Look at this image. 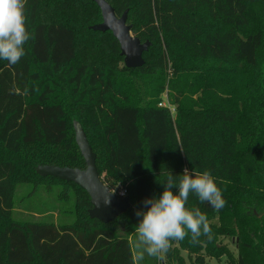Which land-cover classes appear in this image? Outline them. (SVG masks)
Masks as SVG:
<instances>
[{"label":"trees","instance_id":"trees-1","mask_svg":"<svg viewBox=\"0 0 264 264\" xmlns=\"http://www.w3.org/2000/svg\"><path fill=\"white\" fill-rule=\"evenodd\" d=\"M105 1L150 43L141 68L124 66L111 32L90 29L102 23L92 0H27L25 56L0 60V264H133L136 212L185 168L210 171L227 203L216 212L190 194L186 208L207 215L212 239L171 241L166 261L185 264L186 250L195 264H264V0ZM165 91L174 118L159 106ZM73 122L104 183L131 204L107 224L90 219L84 190L36 173L85 169ZM20 185L32 187L27 197L56 190L72 202V224L16 221Z\"/></svg>","mask_w":264,"mask_h":264},{"label":"clouds","instance_id":"clouds-1","mask_svg":"<svg viewBox=\"0 0 264 264\" xmlns=\"http://www.w3.org/2000/svg\"><path fill=\"white\" fill-rule=\"evenodd\" d=\"M26 3L27 0H0V60L9 65H16L25 56L24 45L31 39L26 28ZM161 184L164 190L159 198L144 200L147 211L136 212L142 219L134 229L133 264H142L146 255L162 259L170 250L171 241H182L186 236H190L193 245L201 242V236L212 239L207 215L199 207L186 208L190 194L216 212L227 203L208 170L193 169L190 172L185 168L178 176L169 171L166 181ZM174 188L178 192L174 193Z\"/></svg>","mask_w":264,"mask_h":264},{"label":"water","instance_id":"water-1","mask_svg":"<svg viewBox=\"0 0 264 264\" xmlns=\"http://www.w3.org/2000/svg\"><path fill=\"white\" fill-rule=\"evenodd\" d=\"M100 9L102 23L90 29L98 32H111L120 46V55L123 57L127 69H138L144 65L143 54L151 46L149 42L141 43L131 33V26L127 25L125 11L117 17L113 8L105 0H92ZM75 142L83 157L85 169L60 168L56 166H39L36 169L38 176L53 178L67 183H73L84 190L89 198L91 209L88 211L90 219L107 224L131 207L129 199L123 194L112 191L99 175L96 166V155L87 140L86 134L78 122H73Z\"/></svg>","mask_w":264,"mask_h":264},{"label":"rangeland","instance_id":"rangeland-1","mask_svg":"<svg viewBox=\"0 0 264 264\" xmlns=\"http://www.w3.org/2000/svg\"><path fill=\"white\" fill-rule=\"evenodd\" d=\"M133 35V34H132ZM134 37V35H133ZM122 63L120 64V66ZM167 78L171 77L170 63L168 62L167 69L165 70ZM161 103L165 104L166 107L171 109V115L175 117V107L169 105L167 101V92L165 91L161 95ZM103 178V176H102ZM32 192V187L30 185H20L15 191V210L13 213V218L16 221L23 222H45L53 223L56 226L70 225L74 221L70 214H64L63 211L71 208L70 205H65V201L59 202L57 200L56 190L51 192L46 191V189L39 190L33 196H28ZM114 192L117 194L123 193L120 187H116ZM190 203H193V198H189ZM68 201V200H67ZM216 222V220H215ZM214 223V222H213ZM219 242L225 245L229 251L236 255V247L234 240L230 238H220ZM180 255L183 257L185 264H195V257L197 254H189L186 250H181ZM201 255H204L203 253ZM160 264H174L166 261L164 254L163 258L159 260ZM205 264H227L226 257H222L219 260L205 257Z\"/></svg>","mask_w":264,"mask_h":264},{"label":"built area","instance_id":"built-area-1","mask_svg":"<svg viewBox=\"0 0 264 264\" xmlns=\"http://www.w3.org/2000/svg\"><path fill=\"white\" fill-rule=\"evenodd\" d=\"M159 106H160V107H166L165 104H162V103L159 104ZM120 194H123V196H125L124 193H120Z\"/></svg>","mask_w":264,"mask_h":264},{"label":"crops","instance_id":"crops-1","mask_svg":"<svg viewBox=\"0 0 264 264\" xmlns=\"http://www.w3.org/2000/svg\"><path fill=\"white\" fill-rule=\"evenodd\" d=\"M123 192V191H122Z\"/></svg>","mask_w":264,"mask_h":264}]
</instances>
